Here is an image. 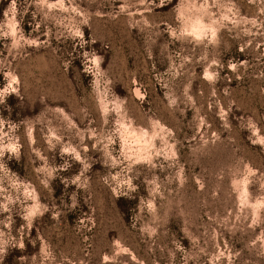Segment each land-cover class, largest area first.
<instances>
[{"label": "rangeland", "instance_id": "1", "mask_svg": "<svg viewBox=\"0 0 264 264\" xmlns=\"http://www.w3.org/2000/svg\"><path fill=\"white\" fill-rule=\"evenodd\" d=\"M0 264H264V0H0Z\"/></svg>", "mask_w": 264, "mask_h": 264}]
</instances>
